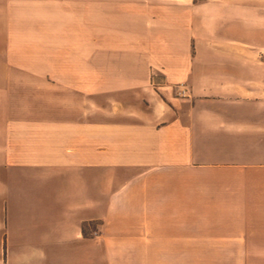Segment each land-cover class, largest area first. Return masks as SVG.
I'll return each mask as SVG.
<instances>
[{
  "label": "crops",
  "instance_id": "0c3cea01",
  "mask_svg": "<svg viewBox=\"0 0 264 264\" xmlns=\"http://www.w3.org/2000/svg\"><path fill=\"white\" fill-rule=\"evenodd\" d=\"M122 6L115 48L101 44L116 64L93 67L85 44L82 66L51 76L68 94L50 118L0 129V264H235L264 250V0Z\"/></svg>",
  "mask_w": 264,
  "mask_h": 264
},
{
  "label": "rangeland",
  "instance_id": "374dc122",
  "mask_svg": "<svg viewBox=\"0 0 264 264\" xmlns=\"http://www.w3.org/2000/svg\"><path fill=\"white\" fill-rule=\"evenodd\" d=\"M123 1L9 2L13 9L9 32H5L7 27L0 31V85L6 87L0 89V129L10 119L50 118L57 108H53V97L58 93L61 99H66L68 94L67 89L58 90L51 85V76L58 68L60 74H64L74 63L79 62L82 66L83 52L89 48L85 44L91 46L93 67L102 63L116 64L115 54L110 53V49L101 51V44L105 48H115L116 13L117 9L122 11ZM1 3L4 2L0 0ZM6 67L8 72H5ZM95 99L92 101L93 113H98L100 106ZM63 107L67 108L61 106V109ZM91 233L93 237L98 235L97 229H92ZM235 264H264V250H237Z\"/></svg>",
  "mask_w": 264,
  "mask_h": 264
},
{
  "label": "built area",
  "instance_id": "2783aa9c",
  "mask_svg": "<svg viewBox=\"0 0 264 264\" xmlns=\"http://www.w3.org/2000/svg\"><path fill=\"white\" fill-rule=\"evenodd\" d=\"M179 97H188L189 96V89L186 84L182 83L179 85V89L177 91Z\"/></svg>",
  "mask_w": 264,
  "mask_h": 264
},
{
  "label": "trees",
  "instance_id": "16d2710c",
  "mask_svg": "<svg viewBox=\"0 0 264 264\" xmlns=\"http://www.w3.org/2000/svg\"><path fill=\"white\" fill-rule=\"evenodd\" d=\"M195 1H197V0H195Z\"/></svg>",
  "mask_w": 264,
  "mask_h": 264
}]
</instances>
